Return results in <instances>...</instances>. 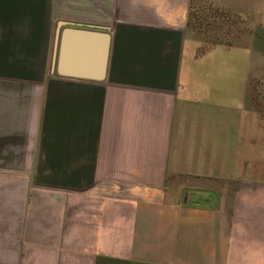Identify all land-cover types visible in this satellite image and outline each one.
<instances>
[{
    "label": "crops",
    "instance_id": "crops-1",
    "mask_svg": "<svg viewBox=\"0 0 264 264\" xmlns=\"http://www.w3.org/2000/svg\"><path fill=\"white\" fill-rule=\"evenodd\" d=\"M197 2L241 28L198 52ZM263 76L264 0H0V264H264Z\"/></svg>",
    "mask_w": 264,
    "mask_h": 264
},
{
    "label": "water",
    "instance_id": "water-1",
    "mask_svg": "<svg viewBox=\"0 0 264 264\" xmlns=\"http://www.w3.org/2000/svg\"><path fill=\"white\" fill-rule=\"evenodd\" d=\"M108 45L109 34L107 32L65 28L60 35L55 71L65 76L103 79L106 71ZM93 54L101 58L100 67L96 69L92 68L90 64L83 63L82 59V56L90 57Z\"/></svg>",
    "mask_w": 264,
    "mask_h": 264
},
{
    "label": "rangeland",
    "instance_id": "rangeland-1",
    "mask_svg": "<svg viewBox=\"0 0 264 264\" xmlns=\"http://www.w3.org/2000/svg\"><path fill=\"white\" fill-rule=\"evenodd\" d=\"M231 27V28H230ZM234 28H241L240 23L234 16H229L225 11L214 8L211 4L205 2H197L192 6L190 11V20L188 24L189 32H193L203 41L202 45L198 47V52L210 47L217 41L228 42L230 40L229 30ZM237 35L239 33L237 32ZM263 77L253 80V93H258V82L263 80ZM254 95V94H253ZM259 106L260 103H259ZM261 110V107L259 108ZM244 171L249 172V167H243ZM253 173H264L262 168H254Z\"/></svg>",
    "mask_w": 264,
    "mask_h": 264
},
{
    "label": "built area",
    "instance_id": "built-area-1",
    "mask_svg": "<svg viewBox=\"0 0 264 264\" xmlns=\"http://www.w3.org/2000/svg\"><path fill=\"white\" fill-rule=\"evenodd\" d=\"M258 93L264 99V79L258 82Z\"/></svg>",
    "mask_w": 264,
    "mask_h": 264
}]
</instances>
